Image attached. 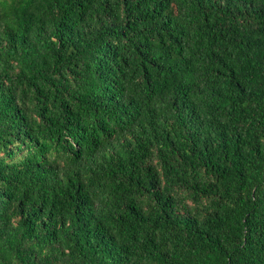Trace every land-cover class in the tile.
Returning <instances> with one entry per match:
<instances>
[{
    "label": "trees",
    "instance_id": "16d2710c",
    "mask_svg": "<svg viewBox=\"0 0 264 264\" xmlns=\"http://www.w3.org/2000/svg\"><path fill=\"white\" fill-rule=\"evenodd\" d=\"M0 264H264V0H0Z\"/></svg>",
    "mask_w": 264,
    "mask_h": 264
}]
</instances>
